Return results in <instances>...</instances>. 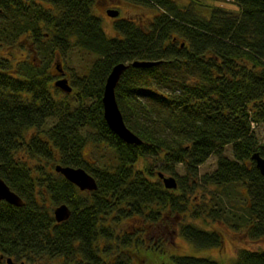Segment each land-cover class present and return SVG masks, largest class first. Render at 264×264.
Here are the masks:
<instances>
[{
	"label": "trees",
	"instance_id": "trees-1",
	"mask_svg": "<svg viewBox=\"0 0 264 264\" xmlns=\"http://www.w3.org/2000/svg\"><path fill=\"white\" fill-rule=\"evenodd\" d=\"M98 1L0 0V170L25 201L0 203V252L26 264H220L175 253L169 238L151 235L172 214L194 248L220 247V231L185 221L191 207L264 240V175L252 158L264 157L255 130L264 126V1L120 0L160 12L147 24L119 17L114 35L96 13ZM17 47L33 56L15 61ZM75 48L95 57L70 78L62 54ZM134 60L160 61L131 65L116 87L141 144L113 132L103 106L113 66ZM63 77L71 92L55 84ZM88 144L111 155L94 165ZM214 154L216 168L201 174ZM149 159L160 162L157 172ZM57 164L84 168L98 188L81 190ZM159 172L175 176L178 187L166 188ZM203 186L224 188L229 200L242 193L249 204L236 213L237 203L218 194L197 207L191 196ZM63 203L72 213L57 222L54 209ZM231 264H264V249L242 248Z\"/></svg>",
	"mask_w": 264,
	"mask_h": 264
},
{
	"label": "rangeland",
	"instance_id": "rangeland-1",
	"mask_svg": "<svg viewBox=\"0 0 264 264\" xmlns=\"http://www.w3.org/2000/svg\"><path fill=\"white\" fill-rule=\"evenodd\" d=\"M182 5L190 3V0H176ZM201 3H208L206 0H197ZM211 3V1H209ZM222 7L227 8H236L230 2H214ZM118 9L120 11L119 16L112 17L107 13L108 9ZM96 13L103 18V24L106 32L109 35H114V22L119 17H128L133 18L135 20H139L145 24L149 22L151 18L160 11L153 10L147 7H137L135 5L129 4L127 2H123L120 0H99L95 7ZM29 55L33 56V53L30 51V47L27 49H15L14 59L15 61L21 57H27ZM95 55L89 54L81 49L75 48L73 50L68 51L66 54H62V60L64 63V68L67 73V76L71 78V76L75 75H82L85 70L90 66L91 61L94 59ZM51 121L47 123V127ZM256 134L258 135L259 139L264 142V126L263 125H256ZM103 150V151H102ZM227 154H230V147H227ZM85 155L86 159L91 162L92 164H101L103 162L101 160L102 155H111L110 150L107 147L104 148H97L93 144H88L85 147ZM102 151V152H100ZM149 162L157 163L155 159H149ZM159 163L154 166L156 172L158 171ZM217 157L216 155H212L206 160L204 164H202L199 168L200 173H205L208 171H212L216 168ZM144 164L140 163L139 167H142ZM180 173H184V170L180 167ZM169 175V174H167ZM162 181V180H161ZM236 190V187L233 186ZM217 188L214 186L211 187H199L197 190V194L195 196H191V202L193 205H202L205 201L208 204H212L211 199L214 198L216 195H222L227 201L228 204L236 205V213H244L245 207L249 204V200L244 196V194L236 193L233 194L229 199H227L226 193L224 188L219 189L220 191L216 190ZM242 189V187H240ZM234 196V199H233ZM237 197V199H236ZM193 207L190 208L189 212L185 216V221H191L198 226H201L205 229L210 230H217L223 234L224 240L220 247L209 248V249H196L194 246L188 242L180 233V221L181 219H176L174 215L171 214L169 216L168 221L161 224L155 223L154 229L155 231L151 232V235L156 237H165L166 239L169 238L173 250L175 253L178 254H191L196 256H205V257H212L216 259L220 264H231L233 260L237 257L239 250L242 248H250L254 250L264 249V240H253L251 239L244 227H233L230 222L220 221V220H213L209 218L206 213H203L201 217L195 216L193 213ZM204 218H207L204 221ZM173 230V233L171 232Z\"/></svg>",
	"mask_w": 264,
	"mask_h": 264
},
{
	"label": "water",
	"instance_id": "water-1",
	"mask_svg": "<svg viewBox=\"0 0 264 264\" xmlns=\"http://www.w3.org/2000/svg\"><path fill=\"white\" fill-rule=\"evenodd\" d=\"M107 13L112 17H117L119 16L120 11L113 8L108 9ZM159 63L160 61L152 60H134L131 63L120 62L113 66L106 79L103 93L104 117L110 129L127 143L141 144L142 139L125 123L123 114L119 108L116 98V87L123 72L131 65L134 67H151ZM61 66V62H58L57 67L60 71H62ZM55 84L66 92L72 91V87L69 84L68 79L65 77L58 79ZM252 158L255 160L256 167L259 169L261 174L264 175V157L259 151H257L253 153ZM55 170L63 174L66 179L77 185L83 191H92L98 188L95 177L82 167L57 164L55 166ZM159 177L163 180L164 186L166 188L175 189L178 187V182L175 176H166L164 173L159 172ZM2 201H6L16 206H23L25 204L23 198L17 192L12 190L7 182L1 177L0 170V203ZM71 213L72 210L66 203L60 204L54 209V216L57 222H63L67 220ZM7 262L8 264H26L25 262H15L11 257L7 259Z\"/></svg>",
	"mask_w": 264,
	"mask_h": 264
},
{
	"label": "flooded vegetation",
	"instance_id": "flooded-vegetation-1",
	"mask_svg": "<svg viewBox=\"0 0 264 264\" xmlns=\"http://www.w3.org/2000/svg\"><path fill=\"white\" fill-rule=\"evenodd\" d=\"M4 202V201H2ZM1 202V203H2ZM9 258V256H5L3 253L0 252V264H8L7 259ZM15 262H25V261H17L15 260L13 257H11ZM26 263V262H25Z\"/></svg>",
	"mask_w": 264,
	"mask_h": 264
}]
</instances>
